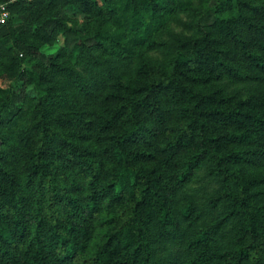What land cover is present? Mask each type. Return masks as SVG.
Listing matches in <instances>:
<instances>
[{
  "label": "trees",
  "instance_id": "16d2710c",
  "mask_svg": "<svg viewBox=\"0 0 264 264\" xmlns=\"http://www.w3.org/2000/svg\"><path fill=\"white\" fill-rule=\"evenodd\" d=\"M100 1L67 0L92 31L58 0L0 24L21 84L0 86V264H264V92L245 87L264 82V3ZM180 11L192 32L164 38ZM201 171L205 198L185 189Z\"/></svg>",
  "mask_w": 264,
  "mask_h": 264
},
{
  "label": "rangeland",
  "instance_id": "374dc122",
  "mask_svg": "<svg viewBox=\"0 0 264 264\" xmlns=\"http://www.w3.org/2000/svg\"><path fill=\"white\" fill-rule=\"evenodd\" d=\"M33 1V0H32ZM187 2H190L195 8H198L200 6H203L204 1L203 0H184ZM254 1H260L262 3H264V0H254ZM22 2H26V3H22V4H18L16 6H14V8L12 9V12L10 14V18L9 21L11 20V22L13 23L14 26H25V28L30 29L33 28V26H35V23H29L26 22L25 20H23L21 18V11L23 10V8L27 7L29 5V2L31 1H22ZM100 3H103V0L100 1ZM58 7L61 8L65 13H67L69 15V17L75 21H77V25H79V27L85 28L86 30L88 29L89 31L94 30L97 26H98V20L96 18H94L92 15H85L83 13H81L80 11H78L77 9H75L74 7H71V5H68L67 0H58ZM193 22V17L190 13V11H180L179 13H177V15L175 17H173L167 24L166 28H165V34H164V38H170V37H176V36H182V35H188L190 34V25ZM110 31L112 32H117V34L122 35L124 34L122 30V27H120L119 25H115L112 24L111 26H109ZM33 30V29H32ZM3 38V35L1 34V30H0V40ZM128 38H130L129 36H125V39L127 40ZM231 43V42H230ZM232 46L230 45V53H229V58H237L236 56V52L235 50L237 49L235 45H233V43H231ZM63 49V43H62V37H58L56 38L52 43L46 44L45 46H43L42 51L47 54V55H51V54H57L60 51H62ZM147 51V53L149 54V56L154 59V60H159V61H164V56L163 54H160L158 52H154V51ZM126 55V53H125ZM105 56V55H104ZM103 56V57H104ZM102 57V56H100ZM102 57V58H103ZM105 61L107 60V58H103ZM0 70H6L4 64L8 62L9 58H8V54L6 53L4 47L1 46L0 44ZM135 60L136 57L135 55H127V57L125 58V61L122 64V67H124V72L125 74H127L128 76L133 75V70H134V66H135ZM244 63V62H243ZM25 68V66H24ZM79 70L84 69V64L83 65H79L78 67ZM86 73V72H84ZM87 74H85L86 76ZM0 86L1 87H13L14 89L21 87V84L19 82H14L10 80V76L7 77L5 76H0ZM246 90L248 92H264V82H255L252 83L248 86H245ZM27 92L29 94V96L31 97H35L37 95V91L34 90L32 87L27 88ZM179 120H177V118L175 117V114L172 113L171 115H169L166 119V124L167 126H176L179 125ZM22 126V121H19L17 123V126L14 127L13 131L14 132H18L19 129ZM158 142L155 141L154 144H157ZM246 170L248 172H254L256 173V171H259L256 168H251V167H246ZM219 187V183L216 181H213L212 179H209L208 177H206L205 173L203 171H201L200 173L197 174V176H195L189 183L186 184L185 189L186 191L189 193H194L197 194V196L200 198H205L207 196V194L218 190Z\"/></svg>",
  "mask_w": 264,
  "mask_h": 264
},
{
  "label": "built area",
  "instance_id": "2783aa9c",
  "mask_svg": "<svg viewBox=\"0 0 264 264\" xmlns=\"http://www.w3.org/2000/svg\"><path fill=\"white\" fill-rule=\"evenodd\" d=\"M21 1H32V0H1L0 1V24H5L11 14V6Z\"/></svg>",
  "mask_w": 264,
  "mask_h": 264
}]
</instances>
